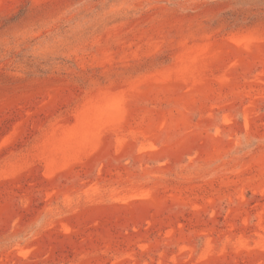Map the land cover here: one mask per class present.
I'll list each match as a JSON object with an SVG mask.
<instances>
[{"label": "rangeland", "instance_id": "374dc122", "mask_svg": "<svg viewBox=\"0 0 264 264\" xmlns=\"http://www.w3.org/2000/svg\"><path fill=\"white\" fill-rule=\"evenodd\" d=\"M0 264H264V0H0Z\"/></svg>", "mask_w": 264, "mask_h": 264}]
</instances>
